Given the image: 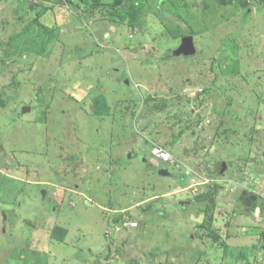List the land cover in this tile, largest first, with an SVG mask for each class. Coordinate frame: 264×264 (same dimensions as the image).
I'll return each instance as SVG.
<instances>
[{
    "label": "rangeland",
    "instance_id": "rangeland-1",
    "mask_svg": "<svg viewBox=\"0 0 264 264\" xmlns=\"http://www.w3.org/2000/svg\"><path fill=\"white\" fill-rule=\"evenodd\" d=\"M228 1L0 0V264H264V0Z\"/></svg>",
    "mask_w": 264,
    "mask_h": 264
},
{
    "label": "built area",
    "instance_id": "built-area-1",
    "mask_svg": "<svg viewBox=\"0 0 264 264\" xmlns=\"http://www.w3.org/2000/svg\"><path fill=\"white\" fill-rule=\"evenodd\" d=\"M151 155L163 162V163H171L173 164L174 163V158L173 156L171 155V153H169L168 151H166L165 149L159 147V146H154L152 149H151ZM196 191H194L195 193ZM128 224V225H127ZM138 225V222L137 221H133L131 223H125L124 226L128 227L129 229H131L132 227H136ZM117 230H121V227L119 226L117 228ZM109 233V232H108Z\"/></svg>",
    "mask_w": 264,
    "mask_h": 264
},
{
    "label": "water",
    "instance_id": "water-1",
    "mask_svg": "<svg viewBox=\"0 0 264 264\" xmlns=\"http://www.w3.org/2000/svg\"><path fill=\"white\" fill-rule=\"evenodd\" d=\"M195 52V45L193 36H186L181 40L180 46L174 51V55H193ZM167 171L162 170L161 174H166Z\"/></svg>",
    "mask_w": 264,
    "mask_h": 264
},
{
    "label": "trees",
    "instance_id": "trees-1",
    "mask_svg": "<svg viewBox=\"0 0 264 264\" xmlns=\"http://www.w3.org/2000/svg\"><path fill=\"white\" fill-rule=\"evenodd\" d=\"M218 2H220V3H222V4H228L229 3V1L228 0H217ZM193 33H190L189 35H192ZM181 41H179V43H180ZM169 164H171V163H169ZM171 165H177V160L176 159H174V163L173 164H171ZM217 167H220V165H218ZM217 167L215 168V169H217ZM218 170V169H217ZM213 171H215V170H213ZM261 203V202H260ZM116 222H118V221H120L119 220V218L117 217L116 219ZM118 220V221H117ZM127 221H123L122 222V224H117V225H119L120 227H121V230H127V229H129L128 227H126V226H124V224L126 223ZM136 227H138V225L136 226ZM136 227H132L131 229H134V228H136ZM218 238V237H217ZM216 238V239H217ZM263 250H264V247H263Z\"/></svg>",
    "mask_w": 264,
    "mask_h": 264
},
{
    "label": "clouds",
    "instance_id": "clouds-1",
    "mask_svg": "<svg viewBox=\"0 0 264 264\" xmlns=\"http://www.w3.org/2000/svg\"><path fill=\"white\" fill-rule=\"evenodd\" d=\"M189 36H190V35H189ZM180 44H181V42H180ZM179 46H180V45H179ZM179 46H178V47H179ZM178 47H177V48H178ZM175 50H176V49H175ZM175 50H174V51H175ZM163 149H164V148H163ZM166 151H167V150H166ZM152 157H153V156H152ZM153 158H154V157H153ZM154 159H155V158H154ZM158 161H159V160H158ZM160 162H161V161H160ZM164 171H166V170H164ZM167 172H168V171H167ZM180 203H181V205H182L183 201L180 202Z\"/></svg>",
    "mask_w": 264,
    "mask_h": 264
}]
</instances>
